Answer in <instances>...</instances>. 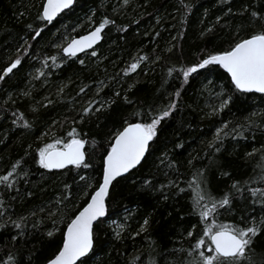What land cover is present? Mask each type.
Here are the masks:
<instances>
[{
  "label": "trees",
  "instance_id": "trees-1",
  "mask_svg": "<svg viewBox=\"0 0 264 264\" xmlns=\"http://www.w3.org/2000/svg\"><path fill=\"white\" fill-rule=\"evenodd\" d=\"M44 2L0 0V75L22 57L21 66L0 80V177L20 162L11 186L0 185V264H45L58 252L67 224L87 202L80 176L88 177L90 195L102 183L103 157L125 121L147 122L173 100L176 110L161 122L144 161L113 182L104 223L94 227V246L83 260L189 264L203 227L193 211L201 188L217 199L231 194L217 223H259L264 205L251 190H264V94L236 90L218 65L187 81L180 69L264 31V0H77L53 23L39 18ZM105 19L110 23L94 49L67 57L57 47ZM36 31L41 34L34 38ZM140 57L146 59L130 71ZM228 97V106L213 114L212 107ZM149 109L156 111L145 115ZM21 114L30 128L21 126ZM224 124L230 134L217 152L210 145ZM73 128L88 141L91 167H40L39 148L67 140ZM237 183L242 192L233 188ZM22 218L17 229L13 222ZM248 254L252 264H264V227Z\"/></svg>",
  "mask_w": 264,
  "mask_h": 264
},
{
  "label": "snow or ice",
  "instance_id": "snow-or-ice-1",
  "mask_svg": "<svg viewBox=\"0 0 264 264\" xmlns=\"http://www.w3.org/2000/svg\"><path fill=\"white\" fill-rule=\"evenodd\" d=\"M127 4L128 0H124ZM74 0H46L42 6V12L39 18L43 21L52 22L61 12L70 8ZM252 16L259 18L257 12H252ZM110 21L105 19L98 27L90 34L81 36L77 39H71L66 46L57 45L67 57H77L78 53L85 52L101 39V32ZM111 23H114L111 22ZM42 31V29H41ZM41 31L35 32V37H39ZM91 55L95 56L96 52L92 51ZM51 59L55 62L57 57ZM146 57H140L137 62L130 65V71L134 72L139 67L141 61ZM81 64L83 60L79 61ZM22 64V57L17 55L10 65L0 75V80L5 76L13 73L14 69H18ZM47 65V60H45ZM218 65L223 68L231 77V83L235 89L244 92L264 93V31L252 34L249 38L242 39L235 43L230 49L217 54H209L199 63L192 67L181 68L180 72L183 75L184 81H187L189 76L198 73L201 69H206L209 66ZM127 75V72L125 73ZM171 74V70H169ZM43 76L45 73L40 72ZM84 89H81L83 92ZM120 95L119 92L116 93ZM175 96L178 98L180 92L177 91ZM127 99V98H125ZM130 103V101H128ZM231 102V97L221 100L218 106L212 107V113L217 114L223 111ZM99 103V102H98ZM176 102L173 100L168 106L162 110L156 111L149 109L148 113L156 111L155 115H150L149 120L145 122H127L125 121L122 129L117 131L110 141V150L103 157V175L102 183L97 185L91 194H88L91 184L88 183V177L81 175L80 180L86 181L84 192L87 198L85 206L79 210L73 219L67 224L66 232L64 233L62 247L58 252L53 253L46 260V264H86L81 258L87 257L93 249L94 243V225L103 224V218L108 212L107 201L110 198V190L113 188V182L117 181L118 177L125 176L130 170L135 169L145 159V154L149 150L150 142L158 135V128L162 121L170 117L172 112L176 110ZM100 107H103L101 105ZM100 107L95 109L86 108L85 114L95 111H100ZM137 116L140 113H136ZM22 121V127L30 128L31 124L21 114L18 117ZM227 124L216 130L213 143L210 145L217 152L220 150L216 147L217 144H222L223 139L230 133L226 131ZM233 131H235L233 129ZM47 135V133H45ZM242 135V133H241ZM68 139H55L52 143H44L38 150V163L44 169H65L68 166H75L77 169L83 167L85 169L91 167L86 162L85 146L88 143L83 138H80L79 133L75 128L68 132ZM251 155V153L249 154ZM20 167V162L12 166L6 175L0 177V185L10 187L11 177L17 172ZM201 177V174H197ZM264 181V176L260 178ZM200 183H203L202 178ZM237 192H242L237 184L233 185ZM253 197H258L262 205H264V190L252 189ZM256 201L254 200L253 203ZM231 194H225L222 198H215L206 189H199L193 200V211L198 217L197 222H203L202 233L196 240L189 255L193 259L189 264H241L242 261H247L252 264V258L248 254L251 251L254 238L260 234L261 227H264V218L259 223L253 218L252 226L247 228L236 227L231 224L217 223L216 217L219 215L220 209L225 206H230ZM0 207H3L0 201ZM17 229L23 228V218L21 221H14ZM147 220L144 221L146 226ZM5 225L0 224V228ZM192 231H189V237L192 236ZM49 237L53 236V232H48ZM139 235V233H137ZM120 233L117 232L119 238ZM12 264H19V261L12 259Z\"/></svg>",
  "mask_w": 264,
  "mask_h": 264
},
{
  "label": "water",
  "instance_id": "water-1",
  "mask_svg": "<svg viewBox=\"0 0 264 264\" xmlns=\"http://www.w3.org/2000/svg\"><path fill=\"white\" fill-rule=\"evenodd\" d=\"M76 1L77 0H74V3H73V5L70 7V8H67V9H65L63 12H61L52 22H50V23H53L55 20H57L65 11H67V10H69V9H71L74 5H75V3H76ZM46 3V0H45V2H44V4ZM47 22V21H46ZM49 23V22H48ZM99 25H97V26H95L94 28H92L90 31H88L87 33H85V34H82V35H79V36H76V37H74L73 39H77V38H80L81 36H85V35H88V34H90L92 31H94L95 30V28L96 27H98ZM105 29H106V26H105V28L103 29V31L101 32V39L93 46V48H91V49H87L85 52H87V51H90V50H92V49H94L95 47H97L101 42H102V40H103V35H104V32H105ZM67 45V44H66ZM65 45V46H66ZM85 52H81V53H78V55H81V54H83V53H85ZM65 55V54H64ZM77 55V56H78ZM230 75V74H229ZM255 93H258V92H255ZM262 94H264V93H262ZM85 149H86V146H85ZM148 153V152H147ZM147 153L145 154V157H146V155H147ZM144 160H142L141 161V163L143 162ZM140 163V164H141ZM71 166V165H70ZM139 166V165H138ZM137 166V167H138ZM69 167V166H68ZM136 167V168H137ZM56 170H62V169H52V171H56ZM131 171H133V169L132 170H130V172ZM129 174V172L128 173H126L125 174V176L126 175H128ZM124 177V176H123ZM119 178H121V177H118L117 179H119ZM94 227H95V225H94ZM93 246H94V243H93ZM91 253V252H90ZM89 253V254H90ZM88 254V255H89ZM85 258V257H84ZM84 258H81L82 260L84 259ZM79 263V261L77 262V264ZM46 264V263H45Z\"/></svg>",
  "mask_w": 264,
  "mask_h": 264
},
{
  "label": "bare ground",
  "instance_id": "bare-ground-1",
  "mask_svg": "<svg viewBox=\"0 0 264 264\" xmlns=\"http://www.w3.org/2000/svg\"><path fill=\"white\" fill-rule=\"evenodd\" d=\"M134 170V169H133ZM130 173V172H129Z\"/></svg>",
  "mask_w": 264,
  "mask_h": 264
}]
</instances>
